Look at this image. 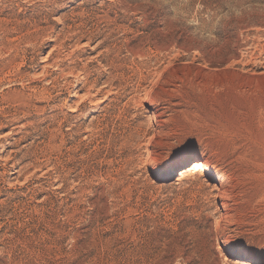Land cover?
Wrapping results in <instances>:
<instances>
[{"label": "rangeland", "instance_id": "374dc122", "mask_svg": "<svg viewBox=\"0 0 264 264\" xmlns=\"http://www.w3.org/2000/svg\"><path fill=\"white\" fill-rule=\"evenodd\" d=\"M177 260L264 264V0H0V264Z\"/></svg>", "mask_w": 264, "mask_h": 264}, {"label": "bare ground", "instance_id": "6f19581e", "mask_svg": "<svg viewBox=\"0 0 264 264\" xmlns=\"http://www.w3.org/2000/svg\"><path fill=\"white\" fill-rule=\"evenodd\" d=\"M246 25V24H245ZM238 34V33H237ZM236 41V40H235ZM107 49V48H106ZM164 49H169L171 50L170 45H166L164 46ZM234 58V57H233ZM205 59V58H204ZM256 60V59H255ZM242 62V61H241ZM244 62V61H243ZM253 64V63H252ZM256 65V64H255ZM254 65V66H255ZM85 71V70H84ZM256 72V71H254ZM89 92V91H88ZM109 93V92H108ZM90 94V93H89ZM148 94V93H147ZM148 101V100H147ZM23 102V101H22ZM77 107V106H76ZM11 132V131H10ZM10 156V155H9ZM14 167V166H13ZM190 175L193 177H200L202 175L208 176V179L214 180L215 175L214 173H212V170L210 169V167L208 166V164L205 162V160L203 159V157H195V161L191 164L188 165L184 168H181L178 171V175ZM14 178V177H13ZM218 190H220L219 188H217ZM222 231L218 232V236H222ZM239 264V263H238ZM247 264V263H246Z\"/></svg>", "mask_w": 264, "mask_h": 264}, {"label": "clouds", "instance_id": "9594fccd", "mask_svg": "<svg viewBox=\"0 0 264 264\" xmlns=\"http://www.w3.org/2000/svg\"><path fill=\"white\" fill-rule=\"evenodd\" d=\"M215 39H216V37L214 36V34L210 33V34L208 35V40H209V41H212V40H215ZM176 264H180V261L177 260V261H176Z\"/></svg>", "mask_w": 264, "mask_h": 264}]
</instances>
